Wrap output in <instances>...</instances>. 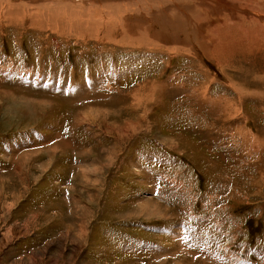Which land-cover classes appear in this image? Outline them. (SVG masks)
Returning <instances> with one entry per match:
<instances>
[{
  "label": "rangeland",
  "instance_id": "1",
  "mask_svg": "<svg viewBox=\"0 0 264 264\" xmlns=\"http://www.w3.org/2000/svg\"><path fill=\"white\" fill-rule=\"evenodd\" d=\"M152 22L138 47L0 20V264H264L263 61Z\"/></svg>",
  "mask_w": 264,
  "mask_h": 264
},
{
  "label": "bare ground",
  "instance_id": "2",
  "mask_svg": "<svg viewBox=\"0 0 264 264\" xmlns=\"http://www.w3.org/2000/svg\"><path fill=\"white\" fill-rule=\"evenodd\" d=\"M216 1L223 6L216 7L203 0H0V20L7 17L14 19L15 23L35 27L46 24L55 32L60 30L61 34L66 29L84 34L100 28L104 36L116 34L123 43L133 42L132 46L142 47L156 43L152 21L161 19L164 27L168 21L169 29L165 27L167 31L158 35L172 41L173 46L190 61L198 58L193 43L189 41L192 37L207 56L222 54L230 57L242 51L255 53L263 62L256 64L259 71H254L253 79L263 82L264 89V0ZM187 27L193 29L192 37L186 35ZM129 29L133 30L128 34ZM200 61H196L198 68L205 74H211Z\"/></svg>",
  "mask_w": 264,
  "mask_h": 264
}]
</instances>
